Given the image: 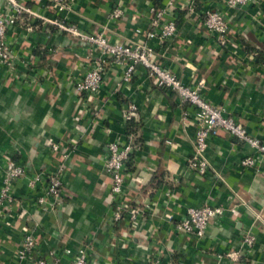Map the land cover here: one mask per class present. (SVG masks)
<instances>
[{
	"label": "crops",
	"instance_id": "obj_1",
	"mask_svg": "<svg viewBox=\"0 0 264 264\" xmlns=\"http://www.w3.org/2000/svg\"><path fill=\"white\" fill-rule=\"evenodd\" d=\"M21 1L112 42L147 43L157 62L186 84L203 81V95L264 143V0L238 8L221 0H74L62 13L48 0ZM169 1L167 18L175 20L176 33L162 42L148 38L153 11ZM208 8L228 22L225 45L202 25ZM7 11L0 0V14ZM6 37L21 61L14 72L0 63V188L5 160L26 174L13 181L15 198L0 216V264H15L25 233L37 239L38 254L49 264H69L81 247L87 264H152L156 258L165 264H264V158L255 148L217 130L204 153L207 171L198 174L188 168L194 110L159 87L145 67L136 65L125 80V69L108 63L97 92L79 93L74 82L99 55L93 46L32 16L8 26ZM23 62L32 63L36 85L25 83L30 70ZM131 105L137 115L128 119ZM114 141L132 145L124 200L141 210L133 221L126 215L112 220L104 161ZM246 156L255 158L254 166L241 164ZM53 170L66 197L45 211L36 201L42 185L31 189L26 182ZM206 204L224 213L203 237L176 231L188 208ZM245 236L254 238L251 248Z\"/></svg>",
	"mask_w": 264,
	"mask_h": 264
},
{
	"label": "built area",
	"instance_id": "obj_2",
	"mask_svg": "<svg viewBox=\"0 0 264 264\" xmlns=\"http://www.w3.org/2000/svg\"><path fill=\"white\" fill-rule=\"evenodd\" d=\"M8 11L0 14V63L10 72H14L16 64L21 61V57L15 52L11 43L7 40V27L23 20L25 16H32L33 20H40L44 24L54 25L58 31L65 32L83 43L90 44L99 53L92 62L89 69L74 82V88L79 93H96L103 80V74L108 63L123 67L125 69L124 79L129 80L136 65H142L148 71L156 84L161 88H166L175 92L183 102L188 103L194 110L196 130L194 136L193 153L188 160V168L198 174H204L208 168V162L204 157L209 137L217 130H225L234 138L248 144L256 149L258 157L264 158V143L258 138L248 134L245 127L232 116L226 115L224 109L211 103L202 93L203 81L195 84L184 83L177 75L161 65L155 60L154 49L147 43L123 44L110 41L102 32H85L65 17L49 18L42 16L31 6L24 4L21 0H4ZM74 0H48V6L56 12L62 13L68 10ZM230 8H238L254 0H221ZM172 2L158 7L153 11L150 20L151 29L147 32L148 38H156L165 41L176 33L177 25L174 19L167 18L171 12ZM119 10L113 12V17H118ZM204 28L215 34L218 42L225 45L229 42L227 33L228 22L224 14L217 9L208 8L202 18ZM31 28V26H29ZM108 59V60H107ZM30 70V74L25 78L28 85L38 83L37 73L34 71L31 62H23ZM136 108L131 105L126 116L128 119L135 118ZM53 149H57L55 144ZM132 151L130 143L119 144L109 142L107 145V156L104 161V172L111 180L110 196L113 205V222L121 220L126 215L129 221H133L140 213V209L129 206L125 203V170L126 162ZM243 166H254L255 158L246 156L241 160ZM23 166L15 163L14 160H5L2 186L0 188V216L13 202L15 196L12 191L13 181L17 178L25 177ZM27 186L36 189L42 185L41 193L36 201L47 211L51 210L54 203L63 202L66 197L64 183L58 171H49L44 174H35L30 177ZM224 208L222 206L202 205L191 207L186 211L184 218L175 223L177 232L190 234L201 238L206 234L209 222L222 216ZM254 238L245 236L244 242L249 248L252 247ZM37 239L30 233H25L17 244L15 251V264H24L27 260H32L34 264H49L48 261L38 254ZM250 250V249H249ZM66 252H69L68 250ZM52 255V254H51ZM235 257V254H230ZM57 260L53 263L56 264ZM69 264H87L86 247L78 249ZM152 264H165L161 259L156 258Z\"/></svg>",
	"mask_w": 264,
	"mask_h": 264
}]
</instances>
